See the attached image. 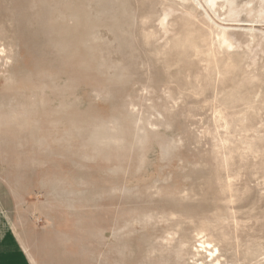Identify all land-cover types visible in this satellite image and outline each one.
I'll list each match as a JSON object with an SVG mask.
<instances>
[{"label": "rangeland", "instance_id": "374dc122", "mask_svg": "<svg viewBox=\"0 0 264 264\" xmlns=\"http://www.w3.org/2000/svg\"><path fill=\"white\" fill-rule=\"evenodd\" d=\"M248 1L0 0V201L31 264H264Z\"/></svg>", "mask_w": 264, "mask_h": 264}, {"label": "crops", "instance_id": "0c3cea01", "mask_svg": "<svg viewBox=\"0 0 264 264\" xmlns=\"http://www.w3.org/2000/svg\"><path fill=\"white\" fill-rule=\"evenodd\" d=\"M0 264H31L20 239L12 229L11 219L0 201Z\"/></svg>", "mask_w": 264, "mask_h": 264}, {"label": "bare ground", "instance_id": "6f19581e", "mask_svg": "<svg viewBox=\"0 0 264 264\" xmlns=\"http://www.w3.org/2000/svg\"><path fill=\"white\" fill-rule=\"evenodd\" d=\"M255 1H257L259 4L257 7H254V5H253V3ZM206 2L208 3V5L211 8L218 6L219 2H222V4H223L222 6L228 7V18L231 20H235L239 16V14L241 13V11L237 7L236 0H222V1H220V0H206ZM245 4H246L245 5L246 13L250 19H256V18L264 19V0H249ZM218 35L221 36V43L222 44L232 45L235 41V35L233 33L228 32L227 30H225L224 27H221V30H220ZM203 242H201V243H203ZM210 254L211 253H209V255ZM212 256H214V255H212Z\"/></svg>", "mask_w": 264, "mask_h": 264}]
</instances>
